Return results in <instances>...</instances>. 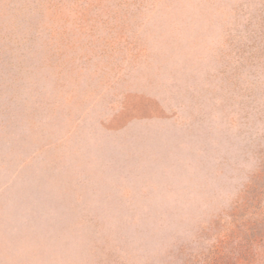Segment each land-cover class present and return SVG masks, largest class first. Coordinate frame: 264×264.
<instances>
[{
	"label": "rangeland",
	"instance_id": "rangeland-1",
	"mask_svg": "<svg viewBox=\"0 0 264 264\" xmlns=\"http://www.w3.org/2000/svg\"><path fill=\"white\" fill-rule=\"evenodd\" d=\"M0 264H264V0H0Z\"/></svg>",
	"mask_w": 264,
	"mask_h": 264
}]
</instances>
